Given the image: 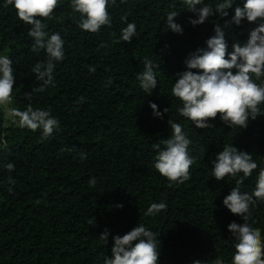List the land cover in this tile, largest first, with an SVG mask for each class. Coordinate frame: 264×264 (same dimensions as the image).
<instances>
[{"label":"trees","instance_id":"1","mask_svg":"<svg viewBox=\"0 0 264 264\" xmlns=\"http://www.w3.org/2000/svg\"><path fill=\"white\" fill-rule=\"evenodd\" d=\"M215 2L203 0L213 7ZM243 2L235 0L227 17L216 15L193 27L189 20L197 17L183 0H116L114 5L110 0L111 26L89 33L78 27L80 14L73 12L71 0H60L53 17L42 22L49 35H61L65 56L56 62L52 85L38 92L33 90L43 81L32 68L46 61V52L31 51V26L0 0V55L12 60L15 76L9 107L23 111L31 104L60 124L42 139V130L20 127L0 107V264H103L111 258L112 237L139 224L157 234L158 264H231L236 240L228 225L244 220L223 201L243 174L216 181L212 162L225 145L252 154L258 168L240 190L253 192L264 169V116L249 118L247 128L239 129L218 115L209 121L214 127L199 129L179 114L182 103L171 89L177 74L186 70L185 60L207 47L217 25L229 53L234 42L247 41L257 25L246 19L239 26L231 22L234 8ZM171 11L180 13L174 22L182 34L168 28ZM127 23L136 25L130 43L120 40ZM145 58L160 65L151 94L137 80ZM257 82L264 83V77ZM150 103L169 112L156 117ZM170 119L181 123L192 141L189 151L196 162L183 184L171 183L154 168L151 146L171 135ZM8 163L14 164L13 171ZM160 202L166 210L147 214L152 203ZM248 223L260 228L264 238V200L251 208ZM105 230L107 245L99 238Z\"/></svg>","mask_w":264,"mask_h":264},{"label":"clouds","instance_id":"2","mask_svg":"<svg viewBox=\"0 0 264 264\" xmlns=\"http://www.w3.org/2000/svg\"><path fill=\"white\" fill-rule=\"evenodd\" d=\"M116 0H111L115 4ZM188 10L196 19L189 20L195 27L204 24L210 17L218 15L221 18L229 15L235 0H216L215 5L203 4V0H183ZM110 0H71L70 7L74 13L80 14L78 27L89 33H98L102 27L111 26L112 17L109 14ZM202 7H198L202 5ZM12 5L19 20L30 25L28 35L33 39L31 51L39 54L46 52L45 62H37L32 72L43 84L33 91L44 92L53 83V72L56 62L64 59L65 41L59 33L51 35L45 31L44 20L53 17L54 11L60 6V0H5V6ZM179 12L167 14V25L170 31L182 34V27L175 23ZM246 19L257 26L250 32L246 42H234L231 53L224 38V32L217 25L215 36L206 41V48L197 49L185 60L186 70L178 73L171 89L172 95L182 103L178 112L193 122L196 128L214 127L209 121L220 120L228 127L247 128L249 118L264 116L261 105H264V83H258L264 77V0H244L243 6L234 8L232 23L239 26ZM127 22V17L122 16ZM136 34V25L127 23L121 30L120 40L131 42ZM144 70L138 74L140 87L151 94L157 87L156 70L160 65L145 58ZM92 72L95 68L91 69ZM15 85L12 60L7 55H0V107L10 117L18 120L22 128L32 131L42 130V139L50 137L59 127V121L47 110L34 108L29 104L21 111L9 107L13 101ZM154 116L162 118L169 112L158 111L155 103L149 104ZM171 135L152 144L156 152L154 168L171 183L183 184L190 179L191 166L196 162L189 151L192 141L187 137L181 123L168 121ZM63 150V149H62ZM81 159L86 154H80ZM213 176L216 181H222L226 176L235 177L242 173L243 177L236 180L235 187L225 197L223 204L233 214L243 218V225L232 222L228 231L232 233L236 243L231 264H264V238L261 229L248 223L251 208L258 200H264V169L259 171L255 190L251 193L241 192L240 186L244 179L250 177L258 164L252 154L240 151L232 145H225L212 162ZM6 168L14 170V164L8 163ZM9 183H15L9 179ZM90 185H95L92 178ZM118 207H123L119 205ZM164 202L152 203L147 214H155L166 210ZM254 223V222H253ZM109 232L105 230L99 238L107 245ZM111 258L105 257L103 264H158L160 257V241L157 234L139 224L123 236H114ZM193 264H202L193 261Z\"/></svg>","mask_w":264,"mask_h":264},{"label":"rangeland","instance_id":"3","mask_svg":"<svg viewBox=\"0 0 264 264\" xmlns=\"http://www.w3.org/2000/svg\"><path fill=\"white\" fill-rule=\"evenodd\" d=\"M8 115V114H7Z\"/></svg>","mask_w":264,"mask_h":264}]
</instances>
